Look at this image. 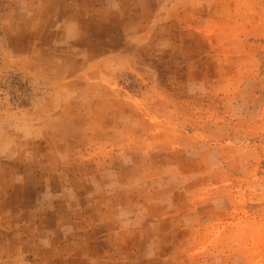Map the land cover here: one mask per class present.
<instances>
[{
    "label": "rangeland",
    "instance_id": "1",
    "mask_svg": "<svg viewBox=\"0 0 264 264\" xmlns=\"http://www.w3.org/2000/svg\"><path fill=\"white\" fill-rule=\"evenodd\" d=\"M0 264H264V0H0Z\"/></svg>",
    "mask_w": 264,
    "mask_h": 264
}]
</instances>
